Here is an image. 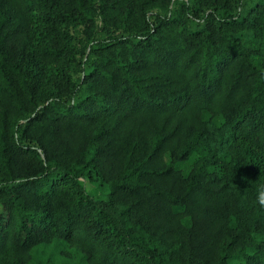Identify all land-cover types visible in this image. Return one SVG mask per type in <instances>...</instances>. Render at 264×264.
Instances as JSON below:
<instances>
[{"label": "trees", "instance_id": "16d2710c", "mask_svg": "<svg viewBox=\"0 0 264 264\" xmlns=\"http://www.w3.org/2000/svg\"><path fill=\"white\" fill-rule=\"evenodd\" d=\"M178 1L0 0V264H264V0Z\"/></svg>", "mask_w": 264, "mask_h": 264}, {"label": "rangeland", "instance_id": "374dc122", "mask_svg": "<svg viewBox=\"0 0 264 264\" xmlns=\"http://www.w3.org/2000/svg\"><path fill=\"white\" fill-rule=\"evenodd\" d=\"M183 0H179L177 2V4L174 5L173 10L178 9V5L179 3H182ZM72 34L74 35V37H76L75 43L76 45L81 48L82 50H86L88 49L90 46H92L95 41H100L101 37L97 36L96 38H88L86 31L84 29V27H78L76 29H73ZM95 40V41H94ZM87 55V53H86ZM86 55H79L78 56V60H85V56ZM82 77V75H75V80H80V78ZM191 167V164H186L182 166V169L185 171H188ZM83 185L86 187L87 191L89 194H91L93 197L96 198H100L101 196V191L99 190L98 186L95 184L90 183L88 180L83 182ZM1 207H0V212H1Z\"/></svg>", "mask_w": 264, "mask_h": 264}, {"label": "clouds", "instance_id": "9594fccd", "mask_svg": "<svg viewBox=\"0 0 264 264\" xmlns=\"http://www.w3.org/2000/svg\"><path fill=\"white\" fill-rule=\"evenodd\" d=\"M259 203L261 206H264V190L260 192Z\"/></svg>", "mask_w": 264, "mask_h": 264}]
</instances>
